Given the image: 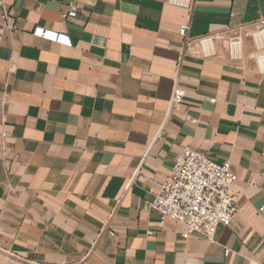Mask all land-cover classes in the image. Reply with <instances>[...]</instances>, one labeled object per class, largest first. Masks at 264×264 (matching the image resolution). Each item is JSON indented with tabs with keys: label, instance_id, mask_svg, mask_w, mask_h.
I'll return each mask as SVG.
<instances>
[{
	"label": "crops",
	"instance_id": "0c3cea01",
	"mask_svg": "<svg viewBox=\"0 0 264 264\" xmlns=\"http://www.w3.org/2000/svg\"><path fill=\"white\" fill-rule=\"evenodd\" d=\"M6 3L0 264H264V32L206 52L180 34L188 20L193 38L257 23L264 0ZM184 147L238 175L240 211L213 239L151 206Z\"/></svg>",
	"mask_w": 264,
	"mask_h": 264
},
{
	"label": "built area",
	"instance_id": "2783aa9c",
	"mask_svg": "<svg viewBox=\"0 0 264 264\" xmlns=\"http://www.w3.org/2000/svg\"><path fill=\"white\" fill-rule=\"evenodd\" d=\"M169 1L187 7L193 4V0ZM0 8V23H7L6 26L13 28L14 25L9 23L10 14L6 0H0ZM77 12V2L71 1L68 15L75 16ZM190 29V20L180 25V34L185 39L187 50L199 44L206 52L213 40L219 37L218 32L193 38ZM251 29L254 30L251 32L253 37L262 34L264 20L251 25L229 28L228 32L235 35L229 42L231 51L241 42L239 34L247 33ZM34 33L55 41L70 43L64 33L43 27H36ZM258 59L259 63L264 65V54ZM185 96V88L176 81L173 86L171 110L183 103ZM237 177L229 159L220 162L198 150L184 147L176 157L166 181L160 185L151 206L159 213L162 220L170 218L185 225L184 237L198 232L213 239L217 227L220 224L230 225L240 211L238 198L243 192H231ZM260 209L264 212V205Z\"/></svg>",
	"mask_w": 264,
	"mask_h": 264
},
{
	"label": "rangeland",
	"instance_id": "374dc122",
	"mask_svg": "<svg viewBox=\"0 0 264 264\" xmlns=\"http://www.w3.org/2000/svg\"><path fill=\"white\" fill-rule=\"evenodd\" d=\"M253 31H254L253 29L247 31L248 35L252 36L251 32H253ZM244 34H246V33L244 32ZM234 36L235 35L232 32L223 31V32H219V37L217 39H219V40H223L224 39L225 40V38H226V40H230V38L234 37ZM217 39H215L214 41H216Z\"/></svg>",
	"mask_w": 264,
	"mask_h": 264
}]
</instances>
